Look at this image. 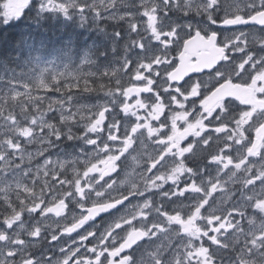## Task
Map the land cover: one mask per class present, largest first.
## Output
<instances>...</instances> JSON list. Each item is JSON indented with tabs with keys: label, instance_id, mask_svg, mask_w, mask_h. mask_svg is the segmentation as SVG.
<instances>
[{
	"label": "snow or ice",
	"instance_id": "snow-or-ice-1",
	"mask_svg": "<svg viewBox=\"0 0 264 264\" xmlns=\"http://www.w3.org/2000/svg\"><path fill=\"white\" fill-rule=\"evenodd\" d=\"M41 9L111 21L122 51L0 77V264H264V0Z\"/></svg>",
	"mask_w": 264,
	"mask_h": 264
},
{
	"label": "trees",
	"instance_id": "trees-1",
	"mask_svg": "<svg viewBox=\"0 0 264 264\" xmlns=\"http://www.w3.org/2000/svg\"><path fill=\"white\" fill-rule=\"evenodd\" d=\"M47 17L49 18L50 16H45L41 26L33 23L30 24L29 21L35 18L33 14H30L24 22L25 25L23 28L15 29L16 24L0 28V55L8 57L6 58L8 59L6 62H2V64L4 63V68L6 67L8 70L14 68L15 70L22 71L24 68H21V66L25 64L26 59L21 58V60L13 61L10 58L17 53L19 55L26 54L27 46L37 47L38 45L45 44L47 47H63L69 43V40L74 35V30L64 25L61 19L50 21ZM115 30V28L111 30L106 25L103 27V35L98 42H95L94 45L89 47L95 46L93 50L97 53V57L101 54L103 55V58H99V60L94 62L95 65H93L92 71L100 73L111 69L109 66L114 63L113 48L116 45V41H118L116 38V41L113 40L112 34Z\"/></svg>",
	"mask_w": 264,
	"mask_h": 264
},
{
	"label": "rangeland",
	"instance_id": "rangeland-1",
	"mask_svg": "<svg viewBox=\"0 0 264 264\" xmlns=\"http://www.w3.org/2000/svg\"><path fill=\"white\" fill-rule=\"evenodd\" d=\"M35 1L36 2L32 4L31 9L28 10L29 12L26 11L23 14L22 16L23 18L30 16V14H33L34 16L37 15L38 17H40L45 13H49L52 14L53 16L60 17L64 23H66L67 20H69L70 15L66 16L61 12L42 10L41 4L44 2V0H35ZM57 2H59V0H57ZM0 3H2V0H0ZM0 12H2V9H0ZM1 17L3 16L0 15V18ZM79 19H80V15H79ZM0 21L1 22L5 21V19H2ZM77 30H79L81 33L83 31V29L80 27H77ZM29 58L31 61L26 63L27 67L25 70L20 71L16 74L9 73L8 74L9 76L0 75V77L29 79L33 76H38L43 74L44 69L55 68L57 70L64 71L65 69L75 70L77 68H82L83 66L86 65L84 61L90 60L89 55H87L86 53L83 52L79 54H74L69 47L53 49L51 51H48L40 47L36 51H34L32 55L30 54L28 56V59Z\"/></svg>",
	"mask_w": 264,
	"mask_h": 264
},
{
	"label": "flooded vegetation",
	"instance_id": "flooded-vegetation-1",
	"mask_svg": "<svg viewBox=\"0 0 264 264\" xmlns=\"http://www.w3.org/2000/svg\"><path fill=\"white\" fill-rule=\"evenodd\" d=\"M23 14V13H22ZM21 14V15H22ZM72 16H74V17H76V16H79V13L78 12H75V11H73V12H71L70 13V17H72ZM2 19H4V17H1L0 18V20H2ZM77 19V24H81V26H83V27H86V28H88V27H91L92 29H100V28H98L97 26H96V24L91 20V18L89 17V19H88V22H85V23H82L81 21H80V19L79 18H76ZM74 22L75 21H73L72 23L74 24ZM14 24H16V27H15V29L16 28H22L23 27V22H22V18H21V16L20 17H18V18H12V19H10V20H8L7 22H5V21H2V22H0V28H4V27H9V26H12V25H14ZM106 25H108L109 27H116V31H124V29H122L121 27H119V26H117V25H114L111 21H108V22H105L104 24H103V27H105ZM91 29V30H92ZM90 35H89V38H88V40H90ZM91 44H94L93 42H90ZM122 43H123V41H122V39H120V40H118V41H116V50H115V66L118 64V62H119V57H120V54H121V51H122ZM93 48H95V46H93ZM18 55V56H17ZM21 57H23L22 55H19L18 53L17 54H14L13 56H11V58H10V60H13V61H18V60H20V58ZM102 57H103V55H102ZM6 58H8V57H6V56H4V55H0V62L2 63V62H6L8 59H6ZM7 69L6 68H4V65L3 64H0V75H4L5 73H7V71H6Z\"/></svg>",
	"mask_w": 264,
	"mask_h": 264
},
{
	"label": "bare ground",
	"instance_id": "bare-ground-1",
	"mask_svg": "<svg viewBox=\"0 0 264 264\" xmlns=\"http://www.w3.org/2000/svg\"><path fill=\"white\" fill-rule=\"evenodd\" d=\"M28 36V35H27ZM26 40V39H25ZM32 43V42H31ZM30 43V44H31ZM33 45V44H32ZM28 47V46H27ZM27 49V48H26ZM37 53V52H36ZM36 53H35V55H36ZM32 55V54H31ZM18 56V55H17ZM30 59V58H29ZM23 60V59H22ZM31 61V60H30ZM37 62V61H36ZM39 62V61H38ZM0 64H2V63H0ZM4 64V63H3ZM95 65V64H94ZM14 69V68H13ZM7 71V70H6ZM9 74V73H8ZM9 76V75H8Z\"/></svg>",
	"mask_w": 264,
	"mask_h": 264
},
{
	"label": "water",
	"instance_id": "water-1",
	"mask_svg": "<svg viewBox=\"0 0 264 264\" xmlns=\"http://www.w3.org/2000/svg\"><path fill=\"white\" fill-rule=\"evenodd\" d=\"M32 0H30V2H31Z\"/></svg>",
	"mask_w": 264,
	"mask_h": 264
}]
</instances>
